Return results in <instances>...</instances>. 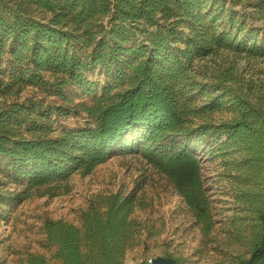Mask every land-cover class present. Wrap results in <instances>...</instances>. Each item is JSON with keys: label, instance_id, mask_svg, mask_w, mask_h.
I'll use <instances>...</instances> for the list:
<instances>
[{"label": "trees", "instance_id": "obj_1", "mask_svg": "<svg viewBox=\"0 0 264 264\" xmlns=\"http://www.w3.org/2000/svg\"><path fill=\"white\" fill-rule=\"evenodd\" d=\"M264 19V0L249 4ZM36 11L45 17L34 16ZM228 0H13L0 4V155L21 191L0 192V204L21 202L33 189L57 193L75 173L88 175L110 157L141 153L167 176L205 235L215 227L197 150L239 153L235 170L256 187L239 197L256 210L254 263L264 257V82L255 100L230 91L237 116L221 123H193L201 110H217V99L194 103L195 62L221 51L264 57V26L249 21ZM101 68L106 83L88 73ZM50 73L51 76H47ZM229 76H235L230 73ZM61 95L74 85L102 94L79 103L84 125L54 132L51 105L11 99L27 86ZM251 93L254 92L252 91ZM246 199V200H244ZM246 201V202H248ZM138 189L92 201L81 225L46 218L54 264H124L138 244L141 223L133 217ZM170 257V256H166ZM178 260V259H177ZM180 264L181 261L178 260ZM27 264H51L30 253Z\"/></svg>", "mask_w": 264, "mask_h": 264}, {"label": "rangeland", "instance_id": "obj_2", "mask_svg": "<svg viewBox=\"0 0 264 264\" xmlns=\"http://www.w3.org/2000/svg\"><path fill=\"white\" fill-rule=\"evenodd\" d=\"M254 0H228L235 10L250 14L249 21L264 26L249 4ZM13 0H0V4ZM36 11L37 18L45 17ZM195 81L194 103L201 108L220 99L225 102L214 111L201 110L194 117L198 125L204 121L221 123L237 116L231 102L230 91L244 92L255 100L259 85L264 82V57L252 58L233 51H221L195 62L192 68ZM234 73L235 76H229ZM47 76H51L50 73ZM91 80L106 83V73L97 68L88 73ZM251 88L253 89L251 93ZM60 94L30 85L11 98L19 101L44 100L51 105L55 133L84 125L89 119L79 103L88 104L101 94V86L94 94H85L78 87L68 85ZM205 182L215 221L210 235H205L182 195L166 175L160 173L141 153L116 154L98 165L88 175L75 173L56 192L46 188L31 190L21 202L0 204V264H27L30 253L44 254L55 263L52 256L57 247L48 246L44 229L46 218L65 219L81 225V214L92 201L102 196L138 189L139 205L133 217L142 229L138 244L130 249L124 264L146 263L157 256H170L182 264H235L248 259L252 252V230L256 226V210L239 197L256 187L247 174L234 169L239 153L223 154L206 146L199 148ZM24 185L14 182L6 168V159L0 155V192L21 191Z\"/></svg>", "mask_w": 264, "mask_h": 264}, {"label": "water", "instance_id": "obj_3", "mask_svg": "<svg viewBox=\"0 0 264 264\" xmlns=\"http://www.w3.org/2000/svg\"><path fill=\"white\" fill-rule=\"evenodd\" d=\"M257 251H264V246L258 248ZM254 257L255 254L245 264H264V257L256 263H254ZM141 264H180V263L174 257L157 256L152 258L151 260H148L146 263H141Z\"/></svg>", "mask_w": 264, "mask_h": 264}]
</instances>
